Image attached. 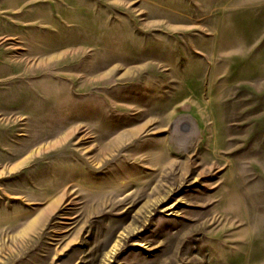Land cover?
Masks as SVG:
<instances>
[{"label": "rangeland", "instance_id": "rangeland-1", "mask_svg": "<svg viewBox=\"0 0 264 264\" xmlns=\"http://www.w3.org/2000/svg\"><path fill=\"white\" fill-rule=\"evenodd\" d=\"M0 264H264V0H0Z\"/></svg>", "mask_w": 264, "mask_h": 264}, {"label": "bare ground", "instance_id": "bare-ground-1", "mask_svg": "<svg viewBox=\"0 0 264 264\" xmlns=\"http://www.w3.org/2000/svg\"><path fill=\"white\" fill-rule=\"evenodd\" d=\"M172 127L175 129V127H176V123H173Z\"/></svg>", "mask_w": 264, "mask_h": 264}]
</instances>
